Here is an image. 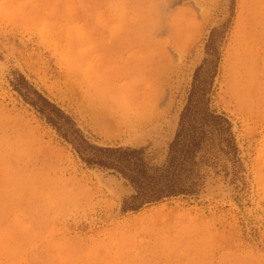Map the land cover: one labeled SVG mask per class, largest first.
I'll return each mask as SVG.
<instances>
[{
	"label": "rangeland",
	"instance_id": "374dc122",
	"mask_svg": "<svg viewBox=\"0 0 264 264\" xmlns=\"http://www.w3.org/2000/svg\"><path fill=\"white\" fill-rule=\"evenodd\" d=\"M211 37L240 161L219 155L198 196L125 212L132 185L14 88L161 165ZM0 264H264V0H0Z\"/></svg>",
	"mask_w": 264,
	"mask_h": 264
},
{
	"label": "trees",
	"instance_id": "16d2710c",
	"mask_svg": "<svg viewBox=\"0 0 264 264\" xmlns=\"http://www.w3.org/2000/svg\"><path fill=\"white\" fill-rule=\"evenodd\" d=\"M214 33V31H213ZM221 61L219 43L211 37L207 58L197 68L179 127L165 162L152 164L146 149L98 147L90 144L74 119L31 86L23 76L14 84L26 103L69 142L89 166L112 170L127 180L135 194L125 200L123 210L137 211L165 199L198 196L209 167L219 155L238 163L233 125L211 107V95Z\"/></svg>",
	"mask_w": 264,
	"mask_h": 264
},
{
	"label": "bare ground",
	"instance_id": "6f19581e",
	"mask_svg": "<svg viewBox=\"0 0 264 264\" xmlns=\"http://www.w3.org/2000/svg\"><path fill=\"white\" fill-rule=\"evenodd\" d=\"M136 127V126H135ZM143 127V126H142Z\"/></svg>",
	"mask_w": 264,
	"mask_h": 264
}]
</instances>
